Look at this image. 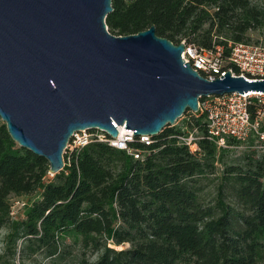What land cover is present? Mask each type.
<instances>
[{"label": "trees", "instance_id": "obj_1", "mask_svg": "<svg viewBox=\"0 0 264 264\" xmlns=\"http://www.w3.org/2000/svg\"><path fill=\"white\" fill-rule=\"evenodd\" d=\"M111 6L105 24L112 34L154 25L174 44L184 38L207 49L222 45L224 53L229 40L249 41L247 32L264 26V8L251 0H111ZM185 126L199 134L196 152L178 141L187 130L167 125L148 145L138 136L128 142L139 158L103 141L66 150L63 168L48 179V162L18 146L0 119V226H9L12 247L21 238V254L53 256L70 238L98 253L86 264L264 263V160L226 166L213 201L204 203L199 180L214 173L226 147L208 139L204 114L194 113ZM228 185L236 206L226 201ZM36 191L23 217L10 221L9 197Z\"/></svg>", "mask_w": 264, "mask_h": 264}, {"label": "water", "instance_id": "obj_2", "mask_svg": "<svg viewBox=\"0 0 264 264\" xmlns=\"http://www.w3.org/2000/svg\"><path fill=\"white\" fill-rule=\"evenodd\" d=\"M111 0H0V119L12 140L64 166L75 131L158 134L209 95L264 93V79H209L181 58L183 43L107 30Z\"/></svg>", "mask_w": 264, "mask_h": 264}, {"label": "built area", "instance_id": "obj_3", "mask_svg": "<svg viewBox=\"0 0 264 264\" xmlns=\"http://www.w3.org/2000/svg\"><path fill=\"white\" fill-rule=\"evenodd\" d=\"M184 44L181 58L188 62L199 74L212 79L230 70L233 74L251 78L264 79V41H230L227 52L222 45H215L211 49L204 48L194 42L180 40ZM195 113L204 114L208 139L215 142L218 148L226 147L229 139L244 143L254 137L257 141H264V93L237 92L222 95H209L198 101V110ZM124 129L121 134L119 128ZM118 135L115 138L108 136L98 129H84L75 131L65 149L72 151L79 149L92 141L107 142L111 146L126 150L127 153L139 158L143 154L128 146V142L135 137L131 130L118 126ZM139 140L148 145L151 142L149 135H139ZM179 143L188 146L191 152L198 149L193 133L177 136ZM26 201L15 200L10 206L9 214L14 217L17 209H22Z\"/></svg>", "mask_w": 264, "mask_h": 264}, {"label": "rangeland", "instance_id": "obj_4", "mask_svg": "<svg viewBox=\"0 0 264 264\" xmlns=\"http://www.w3.org/2000/svg\"><path fill=\"white\" fill-rule=\"evenodd\" d=\"M254 4L261 8H264V0H251ZM108 30V28H107ZM109 31V30H108ZM111 33V32H110ZM112 34V33H111ZM115 35V34H114ZM250 41H264V26L256 29L249 30L246 34ZM229 40L227 42H230ZM195 112L186 110L180 117H178L173 125L174 127H181L187 134L193 133L194 137H198L199 134L196 129L187 128L186 122L194 116ZM64 154V153H63ZM222 162H216L214 173L207 174L201 177L199 180V186L201 187L199 195L204 203L212 202L216 192V186L218 183L217 175H220L223 169L228 165H239L246 168V165L251 161L264 160V141H257L254 137L250 138L244 143L232 142L226 146V151L221 156ZM53 175L48 174L47 178L51 179ZM226 201L231 205L236 206L233 190L230 185L225 188ZM39 198V192L36 191L30 195L22 196H10L8 202L10 206L15 200L31 201ZM11 219H19L23 217V208L17 209L14 217L10 215ZM11 230L7 224L0 226V264H86L95 261L98 257V253L91 251L90 249L81 248L79 243H74L72 239L66 238L60 245V249L57 254L53 256H46L44 253L37 252L30 254L29 252L20 253V249L23 246L21 244L22 239L17 241V245L12 247L8 241V237ZM120 246V247H119ZM114 246L116 249L122 247H128V243L124 245ZM14 250L15 253H12ZM264 264V263H262Z\"/></svg>", "mask_w": 264, "mask_h": 264}, {"label": "bare ground", "instance_id": "obj_5", "mask_svg": "<svg viewBox=\"0 0 264 264\" xmlns=\"http://www.w3.org/2000/svg\"><path fill=\"white\" fill-rule=\"evenodd\" d=\"M120 133L123 134L124 133V129L122 127L119 128ZM120 247V246H119Z\"/></svg>", "mask_w": 264, "mask_h": 264}]
</instances>
